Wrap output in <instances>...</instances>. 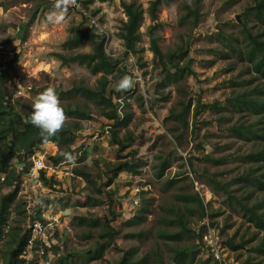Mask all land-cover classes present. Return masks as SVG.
<instances>
[{
  "label": "rangeland",
  "instance_id": "rangeland-1",
  "mask_svg": "<svg viewBox=\"0 0 264 264\" xmlns=\"http://www.w3.org/2000/svg\"><path fill=\"white\" fill-rule=\"evenodd\" d=\"M152 1L0 0V72H6L2 84L15 109L30 114L33 98L53 88L60 106L87 105L92 112L91 120L77 121L80 129L73 130L69 145L72 154L60 162L56 179L45 180L43 184L44 191L49 189L60 196V206L56 204V208L64 209L59 212L63 213L61 222L65 220L70 225L57 238L56 264H123L125 260L129 264H172L175 253L187 248L191 252L186 264H190L193 254L196 255L193 264H197L210 259L212 252L207 246L212 245L216 246L215 257L209 264H264V254L255 250L264 242V231L247 222L232 196L222 189H212V180H217L227 184L233 196H248L252 204L261 203L264 208V190L241 180L251 173L253 178L264 181V166L246 159L264 145V139H241L230 132L231 126L254 124L261 120L260 116L239 113L228 104L238 94L264 85L248 60L247 39L251 33L264 40V21L250 10L255 0H169L158 7L155 19L148 12ZM123 3L140 4L145 10L140 26L142 36L135 53L127 52L119 36L123 21L127 20ZM187 6L198 8L200 19L195 27L192 18L185 19ZM34 14L36 19L26 28L24 24ZM49 16H58L60 21L50 22ZM156 24H160L158 33L163 52L175 50L178 45L189 47L188 59L194 75L177 84L163 85L167 74L154 59L147 34L148 28ZM78 28L97 35V41H104L106 54L118 62L115 73L108 77L106 93L119 104L123 122H114L110 135L101 140H93V135L110 125L111 121L105 117L107 109L79 94L63 97V92L76 85L96 90L103 74L94 75L78 63L63 67L53 56L54 53L71 56L93 52L90 40L76 48L64 47ZM16 56L17 61L10 65ZM125 75L132 79L134 86L117 91L115 82ZM177 86L183 88V93L177 91ZM198 100L201 104L219 102L228 109L207 108L195 115ZM182 102L191 107L183 117L177 118L185 110ZM263 121L258 126L262 134ZM64 122L71 124L75 120L65 116ZM114 133L124 141L125 147L121 150L113 142ZM35 149L34 157L46 154L47 166L53 163L51 157L65 150L60 151L52 142ZM207 156L221 161L212 163ZM122 161H133L137 173L123 171L112 185L103 188L104 193L93 190L95 184L99 188L106 182L108 164ZM166 162L170 167L158 178L156 174ZM23 163L25 167L21 170L19 166ZM23 163L17 157L12 160L14 185H0V200L14 188L18 192L25 172L33 168V158ZM75 169L86 172L88 178L76 175ZM4 178L2 175V181ZM135 188L141 189L142 202L128 213V200L136 197ZM40 189L33 182L26 185L25 198L19 199L16 195L11 204L7 223L0 232V264L9 263L19 239L27 235L28 211L39 200L41 204L50 203L45 201L51 194L44 197ZM183 193L198 194L214 218L201 220L196 214L190 223L192 236L180 242L166 241L159 237L165 227L160 219L170 214L173 204L183 206L182 201H177V195ZM144 198L150 205L147 221L137 227L127 226L126 221L142 209ZM110 201L112 210L122 217L111 224L116 232L113 244L96 259L97 248L110 239V228L105 225ZM203 226L206 227L202 239L205 247H198V234ZM229 239L234 244L246 242V246L233 252L225 243ZM32 264H37V260Z\"/></svg>",
  "mask_w": 264,
  "mask_h": 264
},
{
  "label": "trees",
  "instance_id": "trees-1",
  "mask_svg": "<svg viewBox=\"0 0 264 264\" xmlns=\"http://www.w3.org/2000/svg\"><path fill=\"white\" fill-rule=\"evenodd\" d=\"M102 1H111V0H102ZM164 1L169 0H153L151 2L148 12L152 14L155 19V14L158 10V7ZM123 8L127 17L126 21H123L120 38L124 42V46L129 53H135L137 51V42L140 40L142 33L140 32L141 22L143 20V15L145 10L142 8V5L136 3H123ZM188 13L185 16V19L192 18V24L195 27L200 19V14L198 8L191 9L187 6ZM259 16V18L264 21V0H255V6L250 9ZM36 19L34 14L29 23L24 24L26 28ZM160 24L150 26L147 30V34L150 38V50L154 54V59L157 61L158 66H160L164 72L167 74L166 81L164 86L170 85V83H179L181 80L186 79L189 76L195 74V71L192 68L191 59H188L189 47L184 45H178L175 50L170 49L168 52H163L159 42V31ZM95 35L90 30H82L80 28L74 31V34L64 43V47L76 48L81 43L90 40L93 43V52L91 53H78L71 56H66L61 53H54L53 56L58 58L61 61L63 67H69L71 63H78L85 65L92 74L96 75L102 73V77L99 80V88L91 89L85 87L84 85H76L73 89L68 92H63V97L71 95L73 93L84 96L92 101V103L98 107H103L107 109L105 117L111 121L110 125L112 126L114 122L118 121L119 124L123 122L121 120V114H119V104L115 102L112 98V95H107L106 90L108 87V77L115 73L118 62L108 56L105 52L104 41H97ZM247 39H249V50H248V60L252 63V67L259 77L264 80V40H261L258 35L248 34ZM18 59V56L14 57L10 62V65H13ZM171 70L175 72L171 73ZM6 72H0V185L12 186L14 185L15 172L12 170V160L16 157L20 162H24L28 159H31L37 152L38 146L45 145L47 143H54L62 151L58 156H53L50 159L55 164L65 161L68 156H71L72 150L70 148V143L72 142L73 130L80 129L78 120L89 121L92 119V112L89 106L71 107L69 104H65L62 107L64 115L75 120L73 123L64 122L61 130L49 138H44L39 129L32 125L29 120V114L18 112L15 109L14 104L11 102L8 94V90L3 87V80ZM179 93H183V88L181 86L176 87ZM115 93L114 91L112 92ZM167 98V97H166ZM229 107L234 108V110L239 113L249 112L256 116H260L261 120H258L254 124H240L230 127V132L236 137L241 139H264V134H262L261 129H259L260 123L264 120V85L262 87H256L250 91L240 93L236 96L235 99L228 100ZM182 105L185 110L181 112L179 117H183L191 104L185 105L182 102ZM213 108L216 111H225L228 107L221 106L219 102L213 104H201L198 100V106L196 108V114L200 113L203 109ZM264 123V121H263ZM109 125V124H108ZM113 142L119 144L120 150L125 147L124 141L121 138H117V134H113ZM121 139V140H120ZM206 159L212 163L218 164L221 159H213L210 156H207ZM246 159L254 162L257 165L264 166V145L255 153H251L246 156ZM24 164V163H23ZM140 167V166H139ZM170 167V163L166 162L161 166L157 172V177L161 178L164 176L165 171ZM127 171L128 173L135 174L137 173L136 165L133 161H122L115 164H108V177L106 182L96 187V184L93 187V190L97 189L100 193H104V187L112 185L117 179L119 173ZM74 173L78 176H84L88 178L86 172H83L81 169H75ZM2 175H5L4 180L2 181ZM44 175V174H43ZM19 179V178H18ZM241 180L245 181V184H254L260 190H264V181L252 177L251 173L246 177H242ZM213 190L222 189L227 195L232 196L233 200L239 206L240 213L247 220L248 223H251L258 230L264 231V208H262L261 203H251L248 196H233L232 192L229 191L227 184H222L217 180H212ZM175 182H171L174 184ZM142 194V193H141ZM140 194V202H142ZM249 194V193H248ZM17 195V189L14 188L8 194L4 195L0 200V232L3 231L7 223V215L11 204L15 201ZM110 195V194H109ZM250 196V194H249ZM177 201H182L183 206L178 204H173L169 208L168 216H163L160 221L165 227L159 233V237L170 242H180L184 238H188L194 234L192 228L190 227L191 219L199 215V219L204 220L206 218H214L213 214L210 215L202 198L198 194L183 193L177 195ZM112 201H110L109 208V218L106 219L105 225L110 228L111 234L110 239L107 242L101 243L99 248H97L99 255L96 256V259L102 257L104 251L113 244V235L116 233L114 228L111 226L112 222H115L120 214L115 213L112 208ZM149 200L143 199V207L139 213L134 216L132 219L126 221V225L131 227H137L142 225L147 221V213L149 211ZM20 205H18V208ZM206 227H202L201 232L198 234V244L197 246L205 247L203 242V232ZM27 235L25 234L18 241L17 246L12 251L9 263L8 264H20V256L26 246ZM226 245L233 251H239L240 249L245 248L246 242H241L239 244H234L232 239H229L225 242ZM255 250L258 253L264 254V242L256 246ZM191 252V248L181 249L177 251L173 257L172 264H186V258ZM146 256L144 259H146ZM196 255L193 254L191 257L190 264L194 263ZM210 259H214L213 254L209 256ZM210 259L200 261L197 264H209ZM123 264H129L127 260Z\"/></svg>",
  "mask_w": 264,
  "mask_h": 264
},
{
  "label": "built area",
  "instance_id": "built-area-1",
  "mask_svg": "<svg viewBox=\"0 0 264 264\" xmlns=\"http://www.w3.org/2000/svg\"><path fill=\"white\" fill-rule=\"evenodd\" d=\"M30 93H33V91L31 90ZM34 100L35 98H33V101ZM112 129L113 127L111 125H107L102 132L94 133L93 140L104 139L106 136L110 135ZM34 156L32 157L33 168L31 171L25 172V180L22 183L20 182L21 186L17 192L18 198H25V196H23L25 193L24 188L26 185H31L33 182L35 187L41 188L40 190L42 191L41 193L44 194V197L47 194H51L50 203L48 205L41 204V200H39L35 203V207L31 211H28V222L25 226L27 243L20 256V264H32L35 259L37 260V264H56L59 256L57 251L59 248L57 238L60 233L59 228L62 226L61 214H59L56 209L58 196H55L52 190L47 189L44 191L43 184L45 180L56 179L62 163L59 162L55 164L53 162L50 166H47L45 162V153L37 157ZM19 167L23 170L25 166L21 164ZM41 172H44V175L41 176ZM71 175L78 179L74 174ZM140 190L139 188L133 189L135 196H137V198L133 200L134 206L140 204V194L142 193ZM32 211L33 213H30ZM207 248L211 250L215 257L214 248L216 249V246H207ZM217 259H219L218 256Z\"/></svg>",
  "mask_w": 264,
  "mask_h": 264
},
{
  "label": "clouds",
  "instance_id": "clouds-1",
  "mask_svg": "<svg viewBox=\"0 0 264 264\" xmlns=\"http://www.w3.org/2000/svg\"><path fill=\"white\" fill-rule=\"evenodd\" d=\"M49 21H60V17H48ZM132 79L125 75L115 82L117 91H124L133 87ZM29 120L33 126L39 129L41 135L46 139L58 133L63 127L65 115L60 106L55 89L48 88L37 95L31 105ZM71 157H69L70 159Z\"/></svg>",
  "mask_w": 264,
  "mask_h": 264
},
{
  "label": "crops",
  "instance_id": "crops-1",
  "mask_svg": "<svg viewBox=\"0 0 264 264\" xmlns=\"http://www.w3.org/2000/svg\"><path fill=\"white\" fill-rule=\"evenodd\" d=\"M77 180H81L79 177H78V179ZM126 193V192H125ZM58 196V195H57ZM124 196V195H123ZM58 198V201H57V203L56 204H58V206H60L59 204H60V196H58L57 197ZM137 198V196L136 197H131V198H129V205H130V207H129V209H130V211L129 210H127L128 211V213H130L132 210H136L137 209V206H134L133 205V200H135ZM45 202H50V199H48L47 198V200L45 201ZM57 209V208H56ZM64 210L63 208H59V209H57V212H60V211H62V210ZM126 211V210H125ZM61 215H63V213L61 214ZM120 215H122V214H120ZM132 216H134V215H132ZM62 218V217H61ZM120 218V217H119ZM130 220V219H129ZM64 221L65 220H63L62 221V226L59 228V230H60V233L65 229V228H70V225L68 226V224H66V223H64ZM117 221V220H116ZM112 223H114V222H112ZM57 244H59L58 243V239H57ZM63 246V245H62ZM59 249V248H58ZM58 251V250H57Z\"/></svg>",
  "mask_w": 264,
  "mask_h": 264
}]
</instances>
